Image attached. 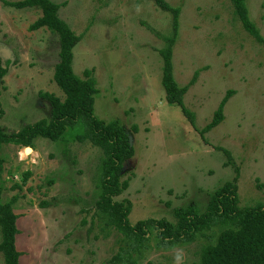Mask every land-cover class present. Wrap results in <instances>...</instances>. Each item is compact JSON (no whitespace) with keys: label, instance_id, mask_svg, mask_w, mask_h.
Here are the masks:
<instances>
[{"label":"rangeland","instance_id":"obj_1","mask_svg":"<svg viewBox=\"0 0 264 264\" xmlns=\"http://www.w3.org/2000/svg\"><path fill=\"white\" fill-rule=\"evenodd\" d=\"M13 1L19 0H0V58L9 65L0 81L1 124L9 132L50 118L41 92L64 97L54 79L58 36L31 31L42 11L6 5ZM52 1L62 4L59 16L81 36L73 69L81 78L93 71L95 114L130 134L134 154L122 177L130 183L117 199L131 201L132 223L147 217L176 223L174 210L181 207L204 211L213 192L236 176L233 165L240 169L239 205L264 204V42L245 29L231 0H166L180 9L173 70L179 86L188 87L184 103L194 123L168 103L162 85L160 49L172 35L171 13L151 0ZM246 4L264 38V0ZM230 91L224 120L202 134ZM73 135L70 130L58 142L38 137L28 147L4 144L2 200L16 197L18 245L28 259L43 253L42 264H109L126 239L95 212L104 153ZM223 229L167 249L157 246L153 231L139 264H199L202 248Z\"/></svg>","mask_w":264,"mask_h":264},{"label":"trees","instance_id":"obj_2","mask_svg":"<svg viewBox=\"0 0 264 264\" xmlns=\"http://www.w3.org/2000/svg\"><path fill=\"white\" fill-rule=\"evenodd\" d=\"M163 11L172 14V35L167 37L166 45L160 49L163 59L162 85L168 103L179 106L191 123L195 122L194 113L189 110L184 98L188 87H181L174 77L173 46L178 30L180 9L171 6L166 0H151ZM235 12L245 29L258 41L264 42L255 24L251 21L246 0H231ZM6 5L17 9L39 8L42 11L30 30L48 29L56 34L60 43V59L56 65L54 79L62 90L64 97L53 93L41 92L40 95L49 101L51 116L26 124L18 131L9 132L1 124L5 109L1 101L0 90V252L4 264H19L22 255L16 246L18 215L14 203L3 202L4 164L2 146L4 144L32 146L38 137L60 141L73 130L75 140H86L100 147L104 153L100 175V196L95 204V212L106 218V225L115 228L126 239V245L119 248L108 261L109 264H139L148 250L147 242L152 232L156 231V244L160 248H172L177 244L193 242L199 235L215 227H225L216 243L205 245L201 251L199 264H264V204L240 206L238 194L239 167L233 165L231 153L223 149L234 166L236 176L218 187L209 200L204 211L195 206L176 208V223L167 218L147 217L136 223L130 221L132 203L119 200L128 187L129 179H122L124 165L133 156L129 132L117 121L106 122L95 114L96 80L92 70H85V78L78 76L73 69L74 48L81 39L59 16L62 4L52 0H19L6 2ZM9 65L0 58V81L8 73ZM232 92H228L219 104L213 119L207 124L202 134L217 127L224 120V108ZM30 175V172L26 174Z\"/></svg>","mask_w":264,"mask_h":264},{"label":"crops","instance_id":"obj_3","mask_svg":"<svg viewBox=\"0 0 264 264\" xmlns=\"http://www.w3.org/2000/svg\"><path fill=\"white\" fill-rule=\"evenodd\" d=\"M18 221V219H17ZM17 227L19 229V226H18V222H17ZM18 238H19V233L16 235V246H17V249L20 251V252H23V254L20 256L19 258V264H42V260H43V253H34L32 256H30V258L28 259L27 258V255L26 252L23 250V249H20L19 248V245H18ZM35 249V248H34ZM25 258L24 262L22 263V259Z\"/></svg>","mask_w":264,"mask_h":264},{"label":"clouds","instance_id":"obj_4","mask_svg":"<svg viewBox=\"0 0 264 264\" xmlns=\"http://www.w3.org/2000/svg\"><path fill=\"white\" fill-rule=\"evenodd\" d=\"M177 259H179V256L177 257Z\"/></svg>","mask_w":264,"mask_h":264}]
</instances>
